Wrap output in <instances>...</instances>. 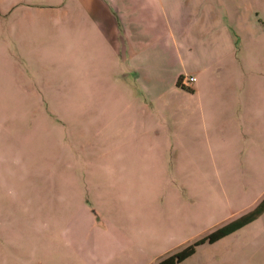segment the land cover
<instances>
[{
  "label": "crops",
  "instance_id": "0c3cea01",
  "mask_svg": "<svg viewBox=\"0 0 264 264\" xmlns=\"http://www.w3.org/2000/svg\"><path fill=\"white\" fill-rule=\"evenodd\" d=\"M247 7H0V103L27 115L0 118V225L19 209L20 264H157L263 196L264 18L251 21ZM33 8L52 22L33 21ZM46 92L68 100L45 103ZM43 104L50 117L38 116ZM6 249L0 264H11Z\"/></svg>",
  "mask_w": 264,
  "mask_h": 264
},
{
  "label": "rangeland",
  "instance_id": "374dc122",
  "mask_svg": "<svg viewBox=\"0 0 264 264\" xmlns=\"http://www.w3.org/2000/svg\"><path fill=\"white\" fill-rule=\"evenodd\" d=\"M12 0H0V7L6 8L8 6V3H10ZM25 1L30 4H49L52 5L54 3H58L60 1L64 0H21ZM227 2H231L235 8L238 10L236 13H239V8L241 7H250L252 8L253 13L250 14L251 21L257 22L260 18H264V0H227ZM247 7V8H248ZM249 9V8H248ZM249 13L251 12L250 9L248 10ZM257 12V13H255ZM7 14L4 12L1 15L2 22H5L7 20ZM30 18L33 19V21H41L45 24H49L52 22L51 19H41L37 16L36 10H30ZM48 27V26H47ZM4 32L6 30H3ZM29 51H27V55L29 56L31 54V43L28 44ZM43 97L45 98V103L48 100V103H54L56 105L63 103L68 100V95H54V94H48L47 92L43 94ZM6 102V101H5ZM0 103V118L1 117H8L13 119H19L22 120L24 117H26V111L21 109L20 105H17L16 107L14 105H11L10 109L7 108V112L4 110V106ZM51 108V111H48L46 104H43L42 109L39 110L38 116L42 117H50V113L54 109V106L49 105ZM58 112H60L59 109H55ZM15 149L9 154V160L18 159L21 155V142L14 143ZM7 181H10L11 184L17 183L16 180L20 179V175L13 174V175H6L5 176ZM3 181V178L0 176V182ZM229 190H222L221 191V202L222 204L226 203V200L224 198V195L228 194ZM255 192V191H253ZM251 192V193H253ZM264 198L263 196L250 208L243 211V213H240L236 215L235 217H232L231 219H227L226 221L220 223L218 226L221 227L223 225H226L227 223L231 222L232 220L240 217L241 215L249 212L252 210L259 202ZM247 202V199L244 203ZM227 210L226 206H222V213ZM2 224L0 225V251H5L4 248L8 247L9 249H6L8 252L6 254V260L7 262L11 264H20L21 263V255H20V246H19V236L21 231V218H20V212L19 209L16 207H9L8 212L6 214L1 215ZM217 227V228H219ZM213 229L206 231L201 237H197L198 239L203 238L207 236L208 234L212 233ZM7 241L6 238L9 239ZM197 238L190 239L188 242L190 244H193ZM189 243L187 245H190ZM187 245H182L175 250L170 251L169 253H166L161 257V260L165 259L166 257L173 255L181 250H183ZM217 261L220 264H230V263H255V264H264V212L263 214L256 219V222L252 223L251 225L247 226L245 229L231 235L228 237H225L221 239L220 241L209 244L208 242H205V244L199 245L195 247V252L192 256L185 259L179 264H209L213 261Z\"/></svg>",
  "mask_w": 264,
  "mask_h": 264
},
{
  "label": "trees",
  "instance_id": "16d2710c",
  "mask_svg": "<svg viewBox=\"0 0 264 264\" xmlns=\"http://www.w3.org/2000/svg\"><path fill=\"white\" fill-rule=\"evenodd\" d=\"M264 212V198L249 212L241 215L240 217L234 219L233 221L223 225L222 227L216 229L207 236L196 240L193 244L188 245L183 250L166 257L165 259L159 261L157 264H177L178 262L184 260L191 254H193L195 247L199 244L208 242L212 243L223 236L241 228L245 224L255 220Z\"/></svg>",
  "mask_w": 264,
  "mask_h": 264
},
{
  "label": "built area",
  "instance_id": "2783aa9c",
  "mask_svg": "<svg viewBox=\"0 0 264 264\" xmlns=\"http://www.w3.org/2000/svg\"><path fill=\"white\" fill-rule=\"evenodd\" d=\"M195 80V77L193 76H189V77H185L184 79H181L180 83L183 86H189L193 81Z\"/></svg>",
  "mask_w": 264,
  "mask_h": 264
}]
</instances>
